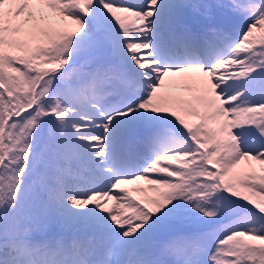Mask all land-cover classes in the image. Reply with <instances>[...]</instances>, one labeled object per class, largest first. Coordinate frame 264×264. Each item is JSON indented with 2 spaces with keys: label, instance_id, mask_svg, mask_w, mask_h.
I'll use <instances>...</instances> for the list:
<instances>
[{
  "label": "snow or ice",
  "instance_id": "6c2138e0",
  "mask_svg": "<svg viewBox=\"0 0 264 264\" xmlns=\"http://www.w3.org/2000/svg\"><path fill=\"white\" fill-rule=\"evenodd\" d=\"M0 264H264V0H0Z\"/></svg>",
  "mask_w": 264,
  "mask_h": 264
},
{
  "label": "rangeland",
  "instance_id": "374dc122",
  "mask_svg": "<svg viewBox=\"0 0 264 264\" xmlns=\"http://www.w3.org/2000/svg\"><path fill=\"white\" fill-rule=\"evenodd\" d=\"M141 185L144 186V182H141ZM134 195H137L136 193H134ZM139 198V197H138Z\"/></svg>",
  "mask_w": 264,
  "mask_h": 264
},
{
  "label": "trees",
  "instance_id": "16d2710c",
  "mask_svg": "<svg viewBox=\"0 0 264 264\" xmlns=\"http://www.w3.org/2000/svg\"><path fill=\"white\" fill-rule=\"evenodd\" d=\"M241 167H244V165H242Z\"/></svg>",
  "mask_w": 264,
  "mask_h": 264
}]
</instances>
